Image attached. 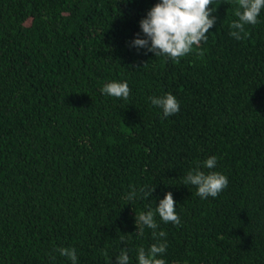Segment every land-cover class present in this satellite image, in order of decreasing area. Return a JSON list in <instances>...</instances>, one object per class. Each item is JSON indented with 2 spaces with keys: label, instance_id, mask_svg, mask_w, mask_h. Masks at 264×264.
Listing matches in <instances>:
<instances>
[{
  "label": "trees",
  "instance_id": "obj_1",
  "mask_svg": "<svg viewBox=\"0 0 264 264\" xmlns=\"http://www.w3.org/2000/svg\"><path fill=\"white\" fill-rule=\"evenodd\" d=\"M158 2L0 0V264H71L61 247L138 264L157 241L135 214L166 192L180 219L155 215L166 264H264V9L236 40L237 0H217L206 42L175 62L131 46ZM109 81L128 99L102 94ZM164 93L180 104L167 118L149 100ZM193 168L227 187L201 199Z\"/></svg>",
  "mask_w": 264,
  "mask_h": 264
},
{
  "label": "clouds",
  "instance_id": "obj_2",
  "mask_svg": "<svg viewBox=\"0 0 264 264\" xmlns=\"http://www.w3.org/2000/svg\"><path fill=\"white\" fill-rule=\"evenodd\" d=\"M220 3L217 0H159L151 7L144 18L139 21V27L145 38H137L131 41V46L137 49H146L154 56H166L175 62L190 54L194 46L198 47L201 42H206L207 33L216 22L213 13ZM238 8L235 16L238 18L230 24L229 35L236 40L246 38L249 33L245 30L246 25H256L258 16L264 9V0H237ZM130 88L127 82L109 81L100 88V92L110 97L128 99ZM152 105L158 107L164 118L179 112L180 104L171 93L149 97ZM217 157H208L203 161V167L214 169ZM183 185H192L196 188V195L201 199L208 197L216 198L228 185L225 175L217 171L204 172L199 168H193L183 177ZM153 188H139L142 198L151 196ZM138 196L136 188L128 193L127 199L132 201ZM176 202L171 192H166L155 210L135 214V224L138 234H143L144 227L152 229V236L156 243L145 250L137 249L138 264H166L160 258L166 251L167 244L159 238L166 236L164 231L157 232L158 225L155 215L158 214L164 223L180 224L176 214ZM56 251L63 257L68 258L71 264H77L75 248L61 247ZM107 255L106 252L103 253ZM54 258V257H53ZM116 264H130L128 250L122 248L116 256Z\"/></svg>",
  "mask_w": 264,
  "mask_h": 264
}]
</instances>
